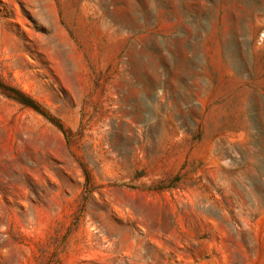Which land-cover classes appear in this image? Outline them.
Returning a JSON list of instances; mask_svg holds the SVG:
<instances>
[{
    "label": "rangeland",
    "instance_id": "rangeland-1",
    "mask_svg": "<svg viewBox=\"0 0 264 264\" xmlns=\"http://www.w3.org/2000/svg\"><path fill=\"white\" fill-rule=\"evenodd\" d=\"M0 264H264V0H0Z\"/></svg>",
    "mask_w": 264,
    "mask_h": 264
}]
</instances>
